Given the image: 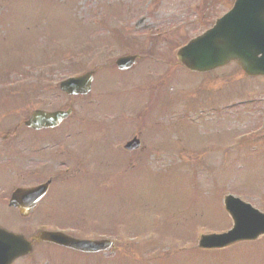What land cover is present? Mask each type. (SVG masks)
I'll use <instances>...</instances> for the list:
<instances>
[{"label":"rangeland","instance_id":"1","mask_svg":"<svg viewBox=\"0 0 264 264\" xmlns=\"http://www.w3.org/2000/svg\"><path fill=\"white\" fill-rule=\"evenodd\" d=\"M228 1L232 0H0L2 114L14 111L22 118L36 107L57 108L66 96L55 94L57 85L51 80L57 83L66 72L99 67L90 94L73 99V115L54 130L56 135L69 129L64 137L67 149L80 161L73 171L78 180L85 162L96 174L76 184L74 197L69 196L72 206L65 199L74 187L61 186L54 192L55 204L44 203L40 213L61 209L50 214L59 219L80 214L92 223L85 237L106 231L116 239L117 233L121 243L114 251L129 257L120 264H264L263 235L216 250L194 246L200 233L224 228L227 222L230 226L221 205L226 189L264 209V78L244 77L234 65L198 75L167 61L174 57L173 42L199 33L226 10ZM112 29L145 39L124 48ZM140 46L156 55H144L127 72L108 68L116 56L138 53ZM61 57L72 65L57 68L56 63L63 64ZM17 67L26 73L18 74V81ZM37 68L42 69L33 71ZM35 73L44 76L36 82L43 90L29 82ZM150 91L158 93L152 96ZM186 101L196 109H185ZM209 105L217 110H207ZM189 112L194 121L178 119ZM139 114H145L144 137L150 142L145 152L129 153L118 145L136 133L133 125ZM247 131L256 134L234 138ZM154 144L159 152L151 150ZM24 162V168L34 164ZM35 218L22 220L23 229L29 230ZM112 220L117 227L110 229ZM0 222L11 224L1 214ZM42 247L43 252L33 254L39 260L90 264L67 250ZM56 252L60 261L54 260ZM101 255L110 262L99 264H118L113 253ZM39 260L34 263L50 264Z\"/></svg>","mask_w":264,"mask_h":264},{"label":"water","instance_id":"2","mask_svg":"<svg viewBox=\"0 0 264 264\" xmlns=\"http://www.w3.org/2000/svg\"><path fill=\"white\" fill-rule=\"evenodd\" d=\"M259 2L260 0H236L231 11L217 20L213 27L190 39L186 45L177 50L178 61L191 71H207L234 60L247 75L264 74V55L256 57L251 52H248L251 44H253L251 41L255 40V34L250 33L247 35L246 30L243 29L244 26L250 24L248 19L245 21L243 17L252 18L255 12L257 15L255 10ZM229 18H232V21ZM227 21L232 25V31L230 32L225 31ZM234 25H237L240 29L236 27L234 29ZM134 62V55L121 56L115 61L119 68L130 67ZM91 74L92 71H89L83 75L69 78L61 82L60 86L70 94L86 93L89 89ZM69 112L70 110L55 112L35 110L30 118L25 121V124L35 128L53 126L59 123ZM137 146L138 139L135 138L125 144L128 149L136 148ZM42 193L43 189L36 188L31 191L22 189L18 191V205H21L19 202L20 198L32 202L36 201ZM224 203L235 220L234 228L222 234V237L218 235L202 236L199 246L226 245L243 238H255L259 234L264 233L263 213H256L250 210L231 196H226ZM29 206L30 203H28L27 207ZM1 231L4 232L3 230ZM12 238L18 240L21 244L19 245V254L30 251V241H26L21 235H18V237L12 236ZM1 241L11 242L9 237H2ZM32 241H50L84 251L109 249L112 245L108 240H80L54 232H39L32 237Z\"/></svg>","mask_w":264,"mask_h":264},{"label":"flooded vegetation","instance_id":"3","mask_svg":"<svg viewBox=\"0 0 264 264\" xmlns=\"http://www.w3.org/2000/svg\"><path fill=\"white\" fill-rule=\"evenodd\" d=\"M16 105H18V99ZM18 128L20 127L18 125L17 112L10 111L2 114L0 111V214L4 218H9L11 221V224L8 226L1 222L0 224L6 226L15 233L22 230H18L22 222L18 213V186H22L25 183L30 184L29 182H33V184L39 183L49 178V176L51 177V175L52 181L53 177L55 181H61L62 179L60 176L62 175L61 171L52 168L50 171L48 167L40 168L38 166V163L46 162L48 160L47 157L50 156L49 150L42 145L50 140L51 144L62 146L61 150H55L62 158H58L61 165L67 162L66 157L68 155V151L65 149L66 139L61 132L55 135L52 129L29 131L27 129ZM37 132L40 136L34 137V143H36L35 147L27 154H24L22 152V147L29 137L28 134H36ZM24 160L37 163V165L29 172L28 169L23 166ZM28 176H31L33 181H30ZM14 191H16L15 205L11 206L9 205V199ZM41 200L38 202L37 206H39ZM26 260L25 257H18L13 260L11 264H25L24 261Z\"/></svg>","mask_w":264,"mask_h":264}]
</instances>
